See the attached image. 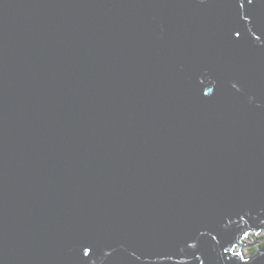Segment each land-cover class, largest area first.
I'll return each instance as SVG.
<instances>
[{
	"label": "water",
	"instance_id": "water-1",
	"mask_svg": "<svg viewBox=\"0 0 264 264\" xmlns=\"http://www.w3.org/2000/svg\"><path fill=\"white\" fill-rule=\"evenodd\" d=\"M261 229L264 0H0V264H264Z\"/></svg>",
	"mask_w": 264,
	"mask_h": 264
},
{
	"label": "rangeland",
	"instance_id": "rangeland-1",
	"mask_svg": "<svg viewBox=\"0 0 264 264\" xmlns=\"http://www.w3.org/2000/svg\"><path fill=\"white\" fill-rule=\"evenodd\" d=\"M262 231H264V229H261V231L260 232H258V233H255L254 231H252V232H250L248 235H247V237L246 238H243L241 241H242V244H252V242H254L252 245H250V246H242V247H240L241 248V253L242 254H246V255H248V256H251V255H255L254 253H251V250H250V247L251 246H256V245H258V244H260V242H259V240H258V238L260 237V233L262 232ZM262 241V240H261ZM263 249L264 248V246H261V245H259V247H257L256 249L257 250H259V249ZM257 252V251H256ZM255 252V253H256Z\"/></svg>",
	"mask_w": 264,
	"mask_h": 264
},
{
	"label": "trees",
	"instance_id": "trees-1",
	"mask_svg": "<svg viewBox=\"0 0 264 264\" xmlns=\"http://www.w3.org/2000/svg\"><path fill=\"white\" fill-rule=\"evenodd\" d=\"M258 240H259V242H260V244H258V245H254V246H251L250 247V250H251V253H255L256 251H257V247H259V245H261V246H264V231H262L261 233H260V237L258 238ZM262 240V241H261Z\"/></svg>",
	"mask_w": 264,
	"mask_h": 264
},
{
	"label": "snow or ice",
	"instance_id": "snow-or-ice-1",
	"mask_svg": "<svg viewBox=\"0 0 264 264\" xmlns=\"http://www.w3.org/2000/svg\"><path fill=\"white\" fill-rule=\"evenodd\" d=\"M247 3H252V0H247ZM241 7H243V2H241ZM237 36H239V32L236 33ZM247 235V233H245Z\"/></svg>",
	"mask_w": 264,
	"mask_h": 264
}]
</instances>
